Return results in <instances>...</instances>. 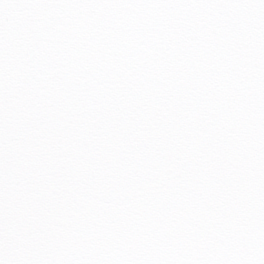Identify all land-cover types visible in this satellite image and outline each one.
<instances>
[{
	"label": "snow or ice",
	"instance_id": "6c2138e0",
	"mask_svg": "<svg viewBox=\"0 0 264 264\" xmlns=\"http://www.w3.org/2000/svg\"><path fill=\"white\" fill-rule=\"evenodd\" d=\"M0 264H264V0H0Z\"/></svg>",
	"mask_w": 264,
	"mask_h": 264
}]
</instances>
